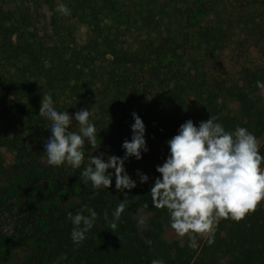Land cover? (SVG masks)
Masks as SVG:
<instances>
[{"label": "trees", "instance_id": "obj_1", "mask_svg": "<svg viewBox=\"0 0 264 264\" xmlns=\"http://www.w3.org/2000/svg\"><path fill=\"white\" fill-rule=\"evenodd\" d=\"M45 15L25 0H0V264H264V200L236 222L221 219L198 250L166 241L168 210L151 202L167 141L192 120L210 116L228 132L246 128L264 156V9L261 0H42ZM64 4L70 15L57 11ZM85 34L80 38V28ZM231 62V63H230ZM227 63V64H226ZM230 63V65H229ZM43 94L58 112H92L96 146L85 143L79 169L47 163L50 122L39 115ZM135 112L149 149L124 164L137 186L94 190L82 170L92 156L123 158ZM264 164V162H262ZM148 176L140 183L137 175ZM129 203L110 228L113 213ZM98 216L75 245L68 219L82 208ZM108 216L105 219L104 213ZM84 215H89L87 210ZM147 222L140 230L136 215ZM150 241L151 243H147ZM61 257H66L61 259Z\"/></svg>", "mask_w": 264, "mask_h": 264}, {"label": "clouds", "instance_id": "obj_2", "mask_svg": "<svg viewBox=\"0 0 264 264\" xmlns=\"http://www.w3.org/2000/svg\"><path fill=\"white\" fill-rule=\"evenodd\" d=\"M57 11L70 15V9L64 4ZM264 89V83L257 81ZM39 115L50 124L51 135L45 141L44 153L50 166L59 167L65 162L73 169L81 168L84 161L82 149L85 143L96 146V128L90 122L92 112L81 109L75 113L74 120L79 132L69 130L73 117L68 112H58L53 106L50 94H43ZM134 124L131 126V141L125 140L122 148L123 158L105 154L92 156L87 167L81 172L85 185L91 182L94 190L108 189L112 184L109 169H114L115 188L123 192L137 186L127 174L124 164L129 157L141 159V152L149 149L145 141V125L142 119L132 113ZM210 116L201 121L199 127L192 120L183 123L178 134L167 141L170 154L156 171L161 174L150 189L151 202L157 209L166 208L170 217V226L180 237L188 236L190 246L195 247V235H206L208 242L214 234L215 226L221 219L239 222L249 212H255L264 200V156L260 154L259 143L254 134L246 128L237 126L234 132H228L222 124ZM140 183L148 181V176L137 170ZM129 203L128 195L116 207L110 228H117L121 214ZM87 210L89 215H84ZM68 219L74 225L71 239L75 245L86 239V233L94 226L98 213L92 208L80 209L75 215L68 212ZM107 219V212L104 213ZM139 223L143 224L141 219ZM147 243H151L148 241ZM66 257H61L64 259ZM152 264H164L154 259Z\"/></svg>", "mask_w": 264, "mask_h": 264}, {"label": "rangeland", "instance_id": "obj_3", "mask_svg": "<svg viewBox=\"0 0 264 264\" xmlns=\"http://www.w3.org/2000/svg\"><path fill=\"white\" fill-rule=\"evenodd\" d=\"M25 1L30 3V5L33 6L36 9V11H35L36 21L39 22V23L42 22L43 17L45 15V8H44V6L42 4V0H25ZM260 7L262 8V10L264 9V0H261ZM261 29L264 30V22L261 24ZM79 34H80V38L84 37V34H85L84 27L80 28V33ZM263 55H264V53H263ZM230 63H229V65H230ZM260 94L264 96V90ZM261 168H264V164L263 163L261 164ZM136 218L138 220V223H139V221L141 219L144 221L143 224L139 223L140 230L144 229V227L146 225V222H147V216L144 215V214H138V215H136ZM0 231H2V233L8 232V229H7V226L5 225V222L2 221V220H0ZM207 237L208 236H206V235H195L196 244H195V247H192L193 250H198L200 248V245H202V243L206 240ZM164 239L166 241L178 240L181 244H187L189 246H190V243H191V241H190V239H189V237L187 235L184 236V237H180L177 234H175L174 230H172V229H169L166 232V234L164 236ZM23 256H24L23 252H18L7 263L8 264H20L21 259H22Z\"/></svg>", "mask_w": 264, "mask_h": 264}]
</instances>
